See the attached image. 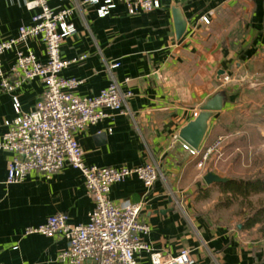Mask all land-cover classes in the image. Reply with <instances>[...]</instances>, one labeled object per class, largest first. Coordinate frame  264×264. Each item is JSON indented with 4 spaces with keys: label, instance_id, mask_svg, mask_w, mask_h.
I'll return each instance as SVG.
<instances>
[{
    "label": "crops",
    "instance_id": "obj_1",
    "mask_svg": "<svg viewBox=\"0 0 264 264\" xmlns=\"http://www.w3.org/2000/svg\"><path fill=\"white\" fill-rule=\"evenodd\" d=\"M105 1L93 5L87 0H48L55 11L71 9L68 22L75 33L61 42L60 57L84 56L61 72L81 81L72 92L95 96L114 80L122 92L131 93L125 114L106 109L104 119L75 135L83 163L157 167L161 175L149 191L131 177L111 185L109 192L115 203H143L139 219L149 226L143 242L151 252L175 257L187 249L193 264H264L260 224L244 228L238 211L237 222L223 223L198 206L213 189L218 200L222 197L221 183L203 181L207 171L245 179L264 167L258 161L264 159V103L243 98L244 90L252 87L237 81L238 85L235 78L264 55V0H159L160 7L133 15L124 3L111 0L107 12L99 15ZM172 8H178L187 22L179 39ZM203 16L209 24L203 23ZM30 17L24 0H0V39L16 37L21 26L31 23ZM26 48L46 61L38 39H29ZM14 60V50L4 53L3 69ZM43 91L38 78L12 93L0 87V135L3 121L14 116L12 95L19 108L29 112ZM216 94L222 96V108L209 121L200 154L191 156L182 148L178 132ZM11 158L0 150V264H66L58 259L65 248L63 237L26 234L25 228L57 212L65 213L71 224L88 221L93 200L80 172L66 165L49 177L31 171L21 182L7 184ZM202 190H208L206 198ZM137 261L150 264L149 253L140 251Z\"/></svg>",
    "mask_w": 264,
    "mask_h": 264
},
{
    "label": "built area",
    "instance_id": "obj_2",
    "mask_svg": "<svg viewBox=\"0 0 264 264\" xmlns=\"http://www.w3.org/2000/svg\"><path fill=\"white\" fill-rule=\"evenodd\" d=\"M118 1L124 3L130 15L160 7L159 0ZM87 2L94 5L98 0ZM110 2L106 0L107 5L98 8L99 15L107 12ZM24 6L31 13V23L21 26L16 37L0 39V87L12 93L23 82L38 78L44 91L29 112H23L18 98L12 95L14 116L3 121L4 131L0 135V150L12 154L6 183H19L31 171L49 177L68 165L80 172L93 200L84 224H71L65 213L57 212L41 224L26 227L25 233L63 237L65 248L58 259L66 264H83L88 260L95 264H139L137 254L142 250L149 253L150 264H193L194 259L187 249H182L175 257H164L149 250L143 242L149 226L139 219L142 202L115 203L109 198L111 185L131 177H136L145 191H149L161 175L153 163L134 167L86 166L83 163V152L75 135L104 119L106 109L125 114L124 103L131 93L122 92L114 80L95 96L73 93L81 81L63 77L61 72L69 64L83 60L84 56L64 60L59 50L61 42L75 33L68 22L71 9L55 11L49 7L48 0H24ZM202 21L209 24L206 16ZM32 38L43 45L45 62L39 61L26 48L27 41ZM10 50H14L15 60L4 70L1 56ZM196 115L197 112H193V117ZM182 148L191 156L200 154L199 149L194 150L186 143H182ZM213 148L202 155L203 160ZM202 165L199 161L198 166Z\"/></svg>",
    "mask_w": 264,
    "mask_h": 264
},
{
    "label": "rangeland",
    "instance_id": "obj_3",
    "mask_svg": "<svg viewBox=\"0 0 264 264\" xmlns=\"http://www.w3.org/2000/svg\"><path fill=\"white\" fill-rule=\"evenodd\" d=\"M231 74L236 75L235 72ZM235 78L237 84L238 82L242 83V87H252L251 91H248L247 89L244 90V92L242 93L243 98H246L247 100H253L258 104L264 103V90H262L264 88L261 89L262 86H260L262 85V83H264V55L255 58L254 62L246 68L245 72L238 73ZM228 79V77H223L224 81H228ZM232 82L233 81H231V83ZM252 144H257V142ZM258 161L261 163L262 166H264V159H260ZM249 178L264 179V167H262V169L260 170L258 168L256 173H252L245 176V179ZM251 198L255 206L264 204V193L252 196ZM218 201V193L216 192V189H213L211 190L210 198L205 199L204 201H199L198 206L200 209L205 211V213L210 215L212 219L220 220L223 223L237 222L240 219V214H237L236 203H233L230 207L226 208L225 210H222V208H220L219 206L217 207Z\"/></svg>",
    "mask_w": 264,
    "mask_h": 264
},
{
    "label": "trees",
    "instance_id": "obj_4",
    "mask_svg": "<svg viewBox=\"0 0 264 264\" xmlns=\"http://www.w3.org/2000/svg\"><path fill=\"white\" fill-rule=\"evenodd\" d=\"M222 197L217 207L228 208L233 203L237 204V211L243 216L244 228H251L260 224L259 231L264 234V204L255 206L252 196L264 193V179H228L219 184ZM203 198L208 196V190H202ZM244 210V213L243 211Z\"/></svg>",
    "mask_w": 264,
    "mask_h": 264
},
{
    "label": "water",
    "instance_id": "obj_5",
    "mask_svg": "<svg viewBox=\"0 0 264 264\" xmlns=\"http://www.w3.org/2000/svg\"><path fill=\"white\" fill-rule=\"evenodd\" d=\"M172 13L175 36L179 39L185 31L187 22L178 8H172ZM221 74L222 71H219L218 75ZM221 108L222 96L220 94H216L211 99L206 101V103L200 108L197 115L179 130V138L192 149L198 150L205 135L207 134L208 124L211 117H213L217 111H220ZM227 180L228 179L226 177H220L211 171H207L203 175V181L206 185L224 183Z\"/></svg>",
    "mask_w": 264,
    "mask_h": 264
}]
</instances>
